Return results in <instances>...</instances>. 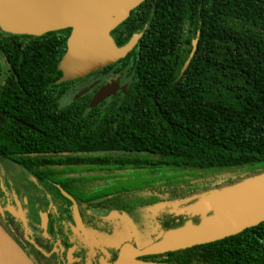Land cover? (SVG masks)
<instances>
[{
  "label": "trees",
  "instance_id": "trees-1",
  "mask_svg": "<svg viewBox=\"0 0 264 264\" xmlns=\"http://www.w3.org/2000/svg\"><path fill=\"white\" fill-rule=\"evenodd\" d=\"M137 33L135 47L105 67L127 71L126 92L92 108V93L67 107L57 104L72 83L59 82L71 28L41 36L0 29V51L12 66L0 80V110L32 125L0 122V155L54 152L62 168L108 171L61 183L105 184L94 198L122 191L123 198L99 204L115 214L154 210L156 235L149 246L215 214L190 212L202 198L264 173V0H145L111 35L123 46ZM195 39L197 49L182 71ZM39 159L22 164L39 168ZM79 194L86 199L85 191ZM124 244L103 248L107 259L93 264H115ZM143 259L264 264V221Z\"/></svg>",
  "mask_w": 264,
  "mask_h": 264
},
{
  "label": "water",
  "instance_id": "water-1",
  "mask_svg": "<svg viewBox=\"0 0 264 264\" xmlns=\"http://www.w3.org/2000/svg\"><path fill=\"white\" fill-rule=\"evenodd\" d=\"M145 0H0V29L17 35L41 36L51 31L71 28L67 50L59 68L63 75L59 82L83 78L124 58L137 44L142 33H137L123 46H118L111 35L131 11ZM198 45L193 49L182 71L187 68ZM120 81H109L94 96L91 107L114 94ZM127 85L123 86L126 91ZM88 88L80 91V95ZM75 220L84 230L74 199ZM216 213L205 217L200 224L189 222L172 230L159 242L144 248L124 244L115 264H170L146 261L143 256L162 254L209 243L264 221V173L249 178L223 191L210 194L190 207L194 214ZM2 233L17 249L14 252L0 244V264H34L23 249L0 225ZM86 233V231H85ZM87 241L88 237L86 235Z\"/></svg>",
  "mask_w": 264,
  "mask_h": 264
},
{
  "label": "flooded vegetation",
  "instance_id": "flooded-vegetation-1",
  "mask_svg": "<svg viewBox=\"0 0 264 264\" xmlns=\"http://www.w3.org/2000/svg\"><path fill=\"white\" fill-rule=\"evenodd\" d=\"M12 66L6 56L0 51V80L4 81L7 74H11ZM63 74V73H62ZM126 72H116L114 69L105 68L93 71L83 78L72 81L69 91L57 99L59 107L71 105L77 98L85 93H92L91 102L98 90L109 81H120L119 89L100 102L98 105L109 102L112 98L126 91L130 77ZM125 78L129 79L125 82ZM61 79V78H60ZM84 88L88 90L80 95ZM126 88V90H127ZM90 102V105H91ZM97 105V106H98ZM9 119L17 120L22 125L32 127L27 122L17 118L10 109L3 114L0 110V122ZM27 157H39L35 164L40 167H26L22 164ZM0 158L12 164L13 168L0 167V225L23 249L34 264H93L105 258L104 246L92 245V235L96 238L111 233L115 229L114 220L108 222L109 215H118L119 218L128 217L135 220V214L126 216L122 211L117 214L108 209V205H99L112 197L123 198V192L104 194L93 197V192L105 184H89L87 186L77 183H61L62 180L71 181L80 175L105 177L106 170H83L75 168H62L59 164V153H26L23 151L12 152ZM57 160V166L51 160ZM47 174L45 177L42 173ZM102 181V180H100ZM85 188V189H83ZM66 191L76 202L84 230L78 227L75 220L74 202L67 197ZM86 192V199L81 198L79 192ZM135 223H137L135 221ZM156 222L150 224V237L156 235ZM86 231V233H85ZM86 235L89 243L86 239ZM133 244L134 247H143L134 240L122 243ZM121 243V244H122ZM114 250L111 259H113ZM107 259V256L105 260ZM143 259V257H141Z\"/></svg>",
  "mask_w": 264,
  "mask_h": 264
},
{
  "label": "rangeland",
  "instance_id": "rangeland-1",
  "mask_svg": "<svg viewBox=\"0 0 264 264\" xmlns=\"http://www.w3.org/2000/svg\"><path fill=\"white\" fill-rule=\"evenodd\" d=\"M129 79L125 78V82ZM0 167L13 168L14 166L7 163L0 158ZM177 209V205L173 206ZM156 212L150 208H142L135 214V220H131L128 217L119 218L118 215H109L108 222L114 220L115 229L109 235L105 234L103 237L96 238L92 235V245L104 246V247H117L123 241L134 240L138 245H146L150 243V224L155 220ZM131 217V216H130ZM135 221L137 223H135ZM90 241V242H91ZM145 247V246H144Z\"/></svg>",
  "mask_w": 264,
  "mask_h": 264
},
{
  "label": "bare ground",
  "instance_id": "bare-ground-1",
  "mask_svg": "<svg viewBox=\"0 0 264 264\" xmlns=\"http://www.w3.org/2000/svg\"><path fill=\"white\" fill-rule=\"evenodd\" d=\"M0 244L14 252H17L15 246L2 233H0Z\"/></svg>",
  "mask_w": 264,
  "mask_h": 264
}]
</instances>
